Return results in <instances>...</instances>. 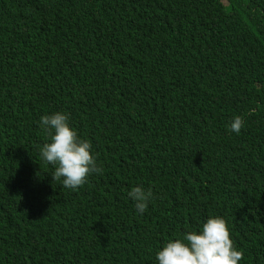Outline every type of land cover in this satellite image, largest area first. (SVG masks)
<instances>
[{"label":"trees","instance_id":"16d2710c","mask_svg":"<svg viewBox=\"0 0 264 264\" xmlns=\"http://www.w3.org/2000/svg\"><path fill=\"white\" fill-rule=\"evenodd\" d=\"M54 111L101 169L76 190L39 156ZM209 215L264 264V0H0V264H156Z\"/></svg>","mask_w":264,"mask_h":264},{"label":"clouds","instance_id":"9594fccd","mask_svg":"<svg viewBox=\"0 0 264 264\" xmlns=\"http://www.w3.org/2000/svg\"><path fill=\"white\" fill-rule=\"evenodd\" d=\"M39 127L48 136L39 146L42 162L53 166L52 179L64 188L76 190L92 173L101 171L92 145L78 138L70 126L66 112L43 114ZM242 117L233 116L226 130L239 134ZM136 214L143 215L152 199V193L142 185L132 186L127 192ZM242 253L233 245L227 224L219 215H209L197 229H188L176 238L168 239L155 252L156 264H240Z\"/></svg>","mask_w":264,"mask_h":264}]
</instances>
